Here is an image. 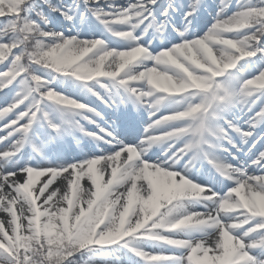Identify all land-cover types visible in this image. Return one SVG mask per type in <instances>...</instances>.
<instances>
[{
  "label": "rangeland",
  "instance_id": "obj_1",
  "mask_svg": "<svg viewBox=\"0 0 264 264\" xmlns=\"http://www.w3.org/2000/svg\"><path fill=\"white\" fill-rule=\"evenodd\" d=\"M82 1L83 4H88L91 12L81 11V7L75 5L66 10V19L60 17L42 20V35L36 38L35 43L32 42L39 47V51L52 55L50 64L68 69L71 73L59 75L35 67V77L32 80L18 71V64L8 75H3L8 65L0 59V130L10 134L15 132L13 142H18L16 145L19 146L14 157L0 161V171L11 167V172L21 165L26 172L23 184L29 199L34 193L39 196L49 183L41 185V179L33 173L37 168H34L30 160L40 158L37 154L43 155L41 160L45 161L40 168L59 173V170L73 167L81 170L80 175L83 176L82 170L87 162L98 159L100 154H87L88 151L83 147L78 152L74 149L72 143L80 144L85 140L81 133L87 131L82 121H98L99 118L95 115L100 114L96 108L100 102L103 105L108 102L115 104V100L119 98L124 102L127 89L118 88V79L153 66L151 57L161 54L163 60L157 66L161 73L183 81L153 84L149 106L157 114L153 122L163 124V131L174 139L173 144L163 146L164 151L176 144V149L169 156L174 167L182 169L176 170L178 184L166 191H158L157 196L151 199L153 204L150 211H141L142 215L137 212L129 213L134 201H124L118 205L109 186H100L92 190V200L80 212L75 213L71 219L66 216L64 220L57 217L54 210L43 209L41 203L30 206L25 194L12 191L15 196L8 199L7 203L2 204L0 200V264H34L31 251H35L36 247L33 240L38 242L39 234L42 233L56 244L65 242V239L70 244L79 242L81 250L69 248L70 254L51 250V255H56L58 260L64 258L60 264H113L112 259L118 260L116 264H259L264 261V237L245 247L240 236L248 228H243L242 222L225 221L219 215H216L219 220L215 219L210 223L218 225L217 229L213 228L210 232L211 235L220 230L242 249L241 253L231 252L234 248L224 249L220 243L216 250L220 259L224 258L221 263L209 255L216 247L209 248L202 255L201 245L198 244L192 246L186 254V249L173 250L169 246L158 244L156 240L160 233L172 231L174 222L182 217L183 208L191 211L195 208L198 196L207 198L208 201L213 200L197 190L196 179L189 178L184 173H188L193 165L198 166L202 154L208 156L214 164L222 161L206 146H212L214 140L221 142V145L215 146L228 150L222 143L224 136L221 132L226 131L225 128L241 129L238 128L236 119L233 122L228 118L230 113L234 112L239 116L244 106L254 114L260 112L261 117L264 115V85L260 83L264 80V50L258 55H263L262 58L251 59L246 55L254 45L256 48L262 45L258 35L263 23L258 22L247 28L244 26L246 21L251 22V1L129 0L126 3L132 11L117 17L110 16L109 13L120 0ZM137 4L141 11L135 8ZM134 13L139 15L136 20L133 19ZM169 16L173 21L171 34L175 38L160 49L152 51L153 39L159 38V34L164 32L163 22H168ZM206 16L208 23L204 25ZM222 23H234L235 26L224 36L218 37L216 29ZM208 36L225 41L226 51L213 54V44ZM194 41H199L204 51L199 50L198 43ZM10 45L8 49L15 51ZM80 46L84 49L77 52ZM209 48L212 49L211 53ZM128 55L132 59L122 65L118 63L120 68L115 73L103 68L102 58L117 62ZM218 56L227 57V61ZM107 74L111 80H105ZM37 75L45 76L47 81L39 82ZM151 136L154 135L150 134L148 137ZM8 147L0 149V154L6 153ZM70 153L79 155L78 159L67 157ZM148 163L162 168L156 162ZM95 170L97 169L93 167L90 171L96 173ZM8 174L5 171L4 175ZM224 175L227 177L228 173ZM250 176L247 173L242 178L250 179L246 183L242 182L248 189L256 183L253 185ZM187 180L192 183L189 184ZM3 188L4 183L0 181V191ZM231 190L228 188L227 191ZM239 190L237 183L235 191L239 193ZM219 200L215 201L217 208L221 203ZM69 201L71 199H68V203ZM248 201L251 205H256L252 198ZM142 203L137 206L140 207ZM118 208H121V212L123 210L122 214H119ZM24 211H28L33 218L26 221ZM190 213L202 214L198 209ZM122 215V226L119 229ZM259 221L261 222L253 225L264 224V220ZM231 225L236 227L230 228ZM189 229L191 236L202 234L201 226L192 225ZM105 230L110 232L105 233ZM200 239L193 238V242ZM151 242H155V247ZM186 255L188 257L185 259Z\"/></svg>",
  "mask_w": 264,
  "mask_h": 264
},
{
  "label": "bare ground",
  "instance_id": "obj_2",
  "mask_svg": "<svg viewBox=\"0 0 264 264\" xmlns=\"http://www.w3.org/2000/svg\"><path fill=\"white\" fill-rule=\"evenodd\" d=\"M126 1L129 0H120L117 2V6L111 9L109 15L110 16H120L124 14H129L132 11V8L128 6ZM139 2H144L145 0H135ZM149 4V3H148ZM135 8L139 11L140 5H135ZM141 11V9H140ZM216 14V13H215ZM214 14V15H215ZM139 15L134 13L133 19L136 20ZM212 19V18H211ZM210 19V20H211ZM204 25L208 23V18L204 20ZM234 23L230 24H219L216 32L218 37L224 36L225 33L230 31L231 27H234ZM209 41L213 44V54L225 52L227 49V45L225 41H220V39H213V37L208 36ZM194 43H198V49L204 51V48L199 41H194ZM84 49L83 46H80L76 51L80 52ZM212 51L209 48V52ZM211 53V52H210ZM230 54V53H229ZM227 54V55H229ZM224 56V55H222ZM220 57L223 61H227V57ZM132 56L128 55L126 57L118 59L117 62H112L109 58H102L103 68L109 69L112 71L111 73H115L119 70L120 63L121 65L129 60H131ZM151 61L153 62V66H148L145 70L137 72L136 74H130L124 76L117 81L118 88L124 89L132 93L135 97H141L143 100L149 99V96L152 92L153 84H160L162 82H177L180 83L183 80L170 76L165 73H161L162 71L157 68V66L161 65V61L163 60L161 54H156L151 57ZM229 58L230 55H229ZM100 62L96 63L100 64ZM118 74V72H117ZM105 80H111L110 75H105ZM126 104L121 106V115H128V110L131 111L130 104H133V99L129 96H126ZM143 104V103H142ZM130 113L133 114V125L139 126V122L144 119L143 109L145 106H141V110L138 111L136 108H133ZM247 107L242 108L243 114L242 117L239 118L238 126L246 130L245 135H240V142L238 146L243 147V151L246 152V155L238 157L236 162H231L229 166L231 171L229 172L226 179H224L225 185L234 186L230 191V194H224L223 200L221 201L219 207H216L215 201H208L203 197L198 196V203L195 205L193 210L198 209L202 214L192 215L191 210L181 211L182 217L174 222L172 231L160 233L156 238L157 243L160 245L169 246L170 249L184 251L188 250L186 254L189 252L192 246L201 245L203 254L209 249L214 248L213 252H210L209 255L215 257L216 260L223 262L224 258L220 259L217 253V248L220 243L223 244V247H227L228 249L234 248L231 252L237 251L239 253L242 252L240 246L222 234L221 231L214 233L211 235V231L218 228V225L210 224L212 220H219L216 215H219L221 219L226 220H235L234 222H242L241 226L243 228H251L252 234L250 238H254L257 235L264 232V224H259L258 227L253 224L256 222H261L259 220H264V177H261L264 174V149L261 152V148L264 147V142L259 140L258 143H252L253 137L255 140H258L259 136L264 132V128L254 129V123L257 120L251 118L250 111H246ZM115 115L116 114L114 112ZM152 115V114H151ZM236 115L230 114L229 117ZM117 117V116H113ZM155 116H150L148 118V122H150L151 118ZM163 129V125L159 124H151L142 130V136L139 141L131 142V144L124 145V143L120 142H111L104 147H86L89 153L100 154L98 159L91 160L87 162L86 166L83 168V176L80 175L81 170L69 167L66 170H59L58 172H51L50 170L40 168L44 166L45 162L32 159L30 163L34 165L35 171L34 175L38 176L41 179V185L47 183L44 187V192L39 193L37 196L36 193L31 194V199L29 196L25 194V186L23 184V180L25 178V170L22 169L21 165H18L14 171H9L11 167L3 168L0 171V181L4 183V188L0 191V200L2 204L7 203L8 199H11L17 194H25V197L28 199L27 203L31 206L32 204L35 206L36 204H42L43 209L54 210V213L57 217H61V219H65L66 216L70 219L74 217L75 213L80 212L81 208L92 200V190L98 189L100 186H109L111 189V193H113L116 203L119 205L124 203V201H134L133 207L129 210L130 214L137 212L139 215H142L141 211H150L151 199L154 196H157L158 191H166L172 185L178 184V177L173 176L172 174V166H169V162L166 160L167 155L161 154L162 147L164 143L162 140H166V142H173L174 140L169 137L168 134L161 132ZM248 129V130H247ZM5 130V129H4ZM149 133H155V136L152 138L147 137ZM2 134V135H1ZM232 134V133H231ZM0 149L8 147L9 150L6 153L0 154V161L6 160L10 157H14L19 148L16 143L13 142V137L16 133H8L0 130ZM256 137V138H255ZM263 137V136H262ZM261 137V138H262ZM264 138V137H263ZM248 142H251L248 144ZM247 144L251 149H247ZM11 145V147H10ZM134 148V150H132ZM176 148L174 145L173 149ZM137 149V152L135 151ZM102 150V151H101ZM82 154V153H81ZM79 155H72L73 158L78 159ZM67 157H71L68 156ZM68 159V158H67ZM256 159V160H255ZM142 160H148V162H156L162 168H157L152 165V163H145ZM22 163V161H21ZM145 163V164H144ZM17 164V163H16ZM97 170L96 173H92L90 171L92 168ZM13 169V168H12ZM5 171H8V175H4ZM251 175V182L255 183V186L248 189V186L244 185L248 179L245 178L246 174ZM250 180V179H249ZM244 182V183H242ZM239 183V193L235 191L236 184ZM15 186V187H14ZM44 186V185H43ZM14 189V190H13ZM14 191V192H12ZM197 199L195 197H189ZM253 199V202L256 203L254 205L250 204L249 199ZM68 199L69 201L68 203ZM189 200V199H188ZM142 201H145L142 203ZM131 203V202H128ZM141 204L138 207V204ZM229 208V209H228ZM119 209V214H122L121 208ZM32 212V211H31ZM126 210L124 211L125 214ZM206 212V213H204ZM123 214V215H124ZM123 215L120 217L119 229L122 226ZM7 216H4L6 218ZM23 217L26 221H29L33 218L32 215L28 214V211L23 212ZM28 219V220H27ZM259 219V220H258ZM8 224V223H7ZM130 225L132 224L130 220ZM192 225L201 226L202 234L199 235H190V229ZM116 227L113 226L112 228ZM232 226H230L231 228ZM234 230V229H233ZM232 230V231H233ZM110 232V230H108ZM105 230V233H108ZM214 232V231H213ZM208 234L206 236V234ZM103 233H101L102 235ZM219 235V237H218ZM200 237V240H195L193 242V238ZM155 242H151V245L155 247L153 244ZM236 246V247H235ZM205 251V252H204ZM119 252V251H118ZM169 252H172L169 250ZM226 253V251L224 252ZM229 255V254H228ZM226 255V257L228 256ZM234 253H232L233 257ZM188 257L186 255L185 259ZM184 259V260H185ZM118 262V260L116 259ZM114 259L111 260L113 264H116ZM260 264H264L260 262Z\"/></svg>",
  "mask_w": 264,
  "mask_h": 264
},
{
  "label": "trees",
  "instance_id": "obj_3",
  "mask_svg": "<svg viewBox=\"0 0 264 264\" xmlns=\"http://www.w3.org/2000/svg\"><path fill=\"white\" fill-rule=\"evenodd\" d=\"M74 1L79 3V0ZM250 1L252 3L249 12L251 22L245 19L246 23L244 26L247 28L254 26L258 22L263 23V28L259 32L258 38L264 44V0ZM71 2L73 0H0V59L1 62H5L8 65L3 75H8L18 64L20 65L18 71H21L20 73L27 75L31 79L35 77V67L40 68V70H49L59 75L65 72L71 73L68 69L50 64L52 55H48L45 51H39V47L34 44L36 38H40L42 35L39 21L59 18V16L64 14L62 8L67 9ZM33 41L34 43L32 44ZM29 44H32L31 47ZM8 45L12 46L15 51H12L11 48L8 49ZM259 49L261 51L264 50L262 46ZM37 77L41 82L47 81L45 76L38 75ZM33 243L36 247L35 251H31V255L35 259L34 264H60L64 258L58 260L56 255H51L52 249L66 251L68 254H70L69 248L72 247H76L78 251L81 250L78 241L70 244L65 239V242L60 241L56 244L43 233L39 234L38 242L33 240ZM40 246L44 252L41 251ZM43 253L45 254L42 255Z\"/></svg>",
  "mask_w": 264,
  "mask_h": 264
}]
</instances>
